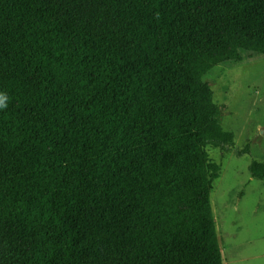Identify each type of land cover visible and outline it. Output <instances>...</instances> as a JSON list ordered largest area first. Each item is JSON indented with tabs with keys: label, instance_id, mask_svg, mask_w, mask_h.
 Here are the masks:
<instances>
[{
	"label": "trees",
	"instance_id": "16d2710c",
	"mask_svg": "<svg viewBox=\"0 0 264 264\" xmlns=\"http://www.w3.org/2000/svg\"><path fill=\"white\" fill-rule=\"evenodd\" d=\"M254 56L264 0H0V264H224L204 77Z\"/></svg>",
	"mask_w": 264,
	"mask_h": 264
},
{
	"label": "rangeland",
	"instance_id": "374dc122",
	"mask_svg": "<svg viewBox=\"0 0 264 264\" xmlns=\"http://www.w3.org/2000/svg\"><path fill=\"white\" fill-rule=\"evenodd\" d=\"M231 141L209 145L219 165L210 195L224 264H264V180L248 166L264 164V56L223 62L204 77ZM248 147V153H239Z\"/></svg>",
	"mask_w": 264,
	"mask_h": 264
},
{
	"label": "clouds",
	"instance_id": "9594fccd",
	"mask_svg": "<svg viewBox=\"0 0 264 264\" xmlns=\"http://www.w3.org/2000/svg\"><path fill=\"white\" fill-rule=\"evenodd\" d=\"M6 99L7 97L3 93H0V107L6 106Z\"/></svg>",
	"mask_w": 264,
	"mask_h": 264
}]
</instances>
